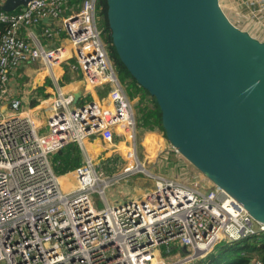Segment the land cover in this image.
I'll use <instances>...</instances> for the list:
<instances>
[{
    "label": "built area",
    "instance_id": "2783aa9c",
    "mask_svg": "<svg viewBox=\"0 0 264 264\" xmlns=\"http://www.w3.org/2000/svg\"><path fill=\"white\" fill-rule=\"evenodd\" d=\"M228 1L232 13L264 28V0ZM98 2L32 0L17 11H0V23L7 26L0 36V264H193L223 243L264 233V224L215 185L149 171L156 181L152 190L124 203L108 201L106 191L118 178L146 170L139 168L135 106L98 26ZM71 61V73L80 74L86 87L106 89V99L88 101L84 93L75 103V92L60 86L55 72L58 66L67 70ZM37 62L53 74L56 96L33 108L12 98L8 111L3 109L12 73ZM116 135L133 143L130 164L109 178L89 144L100 139L114 145ZM70 143L82 150L83 161L60 176L53 157ZM251 264L264 262L256 256Z\"/></svg>",
    "mask_w": 264,
    "mask_h": 264
},
{
    "label": "water",
    "instance_id": "95a60500",
    "mask_svg": "<svg viewBox=\"0 0 264 264\" xmlns=\"http://www.w3.org/2000/svg\"><path fill=\"white\" fill-rule=\"evenodd\" d=\"M30 1L6 0L0 11ZM106 3L112 44L156 99L168 143L264 224V42L237 27L220 0ZM84 92L80 81L75 103Z\"/></svg>",
    "mask_w": 264,
    "mask_h": 264
},
{
    "label": "crops",
    "instance_id": "0c3cea01",
    "mask_svg": "<svg viewBox=\"0 0 264 264\" xmlns=\"http://www.w3.org/2000/svg\"><path fill=\"white\" fill-rule=\"evenodd\" d=\"M3 1L5 2L6 0H3ZM220 1H221L223 8H225L227 11L226 12L227 16L237 27H239L241 30L247 31L250 35H252L256 39L264 42V28L263 27L259 26L257 22L249 21L248 18L242 17V15L239 12L232 13L231 10L228 9L231 5V3L228 0H220ZM58 24H61V21L55 22V25H58ZM40 32H41V28L35 29L36 34H39ZM62 43L66 45L67 44L66 39L63 38ZM65 67L63 68L61 66H58L55 68L56 74L59 75L60 86L66 89H70L73 92H76L78 90L79 82L82 81L85 87L84 93H87L91 101L100 100L101 97L102 99H106L108 97L107 92L103 94L101 93L102 89H94L89 86L86 87L85 81L82 80V77L80 74L78 75V73L69 72V75H67ZM66 77H69V80H66ZM65 81H68V82L65 83ZM64 83L67 87L63 86ZM9 85L11 89V96L7 100V102H5V105L3 106V109H5L6 111H8V107H9L8 101L12 98L22 99L24 108H33L34 107L32 106L33 101L37 102L38 105H40L44 101L52 100L56 96V93H57V83L55 81L53 74L50 73L41 62H37V63L30 64V65H23L16 71H14L11 75ZM43 95H46V98H44ZM138 131L142 132V134L138 135V137H140L138 144L142 150L141 153H165L163 155H160L159 157L161 160L160 168L162 169L163 172H165L167 168L169 171H172V170L174 171V169H172L171 167L172 161L168 155L169 153H178V152L171 151V146L168 143V141L164 138V136L162 135V132L158 130L147 131L141 128H138ZM96 141L97 140H95L94 142ZM128 144L129 143H125L121 141V139H119L118 136L116 135V140H115L114 145H106L102 141V145L96 149H92L89 146V151H91L90 153H122L121 150L125 151L126 148H129ZM126 152L128 153L129 151L126 150ZM154 157L155 155L151 159H153ZM153 164H156V161H154ZM152 169H155V168H152ZM157 173H159V171ZM169 177H173V176L169 175ZM177 178H179L180 181H185L187 179L182 174V172L179 174ZM144 190H146V188L143 189L142 187V189L138 191L137 194L139 196L144 195V193H142ZM219 246H217L214 249L213 253L216 252ZM208 256H206L203 259L197 260L196 263L198 262L197 264H208V263H202L203 261L207 260ZM256 256L258 255H255V257ZM234 257H236L235 254H234Z\"/></svg>",
    "mask_w": 264,
    "mask_h": 264
},
{
    "label": "trees",
    "instance_id": "16d2710c",
    "mask_svg": "<svg viewBox=\"0 0 264 264\" xmlns=\"http://www.w3.org/2000/svg\"><path fill=\"white\" fill-rule=\"evenodd\" d=\"M98 12L100 16L105 19V30L109 32V36L105 38V42L108 45V52L111 61L113 62L117 76L121 84L126 85V91L131 100L139 99L138 101V111L141 116L138 119L137 115V126L138 128L147 131H162L165 133L162 126V115L159 105L154 97H152L144 88H142L138 83L132 78L126 67L122 64L119 56L112 44L110 37V31L107 23V3L106 0H99L98 2ZM19 10V9H18ZM7 26L0 23V36L6 31ZM66 80H69L66 77ZM46 98V95H43ZM148 103L147 105H143ZM152 103V106H151ZM38 105L37 102H32V106ZM125 150H128L126 148ZM115 159H113L114 161ZM83 161V153L81 152L78 145L70 143L63 150H61L54 157V170L58 175H65L76 168H78ZM234 254L236 257H234ZM255 255L261 256L264 262V233L233 243V244H223L219 246L215 253H211L207 260L202 263L208 264H251Z\"/></svg>",
    "mask_w": 264,
    "mask_h": 264
},
{
    "label": "rangeland",
    "instance_id": "374dc122",
    "mask_svg": "<svg viewBox=\"0 0 264 264\" xmlns=\"http://www.w3.org/2000/svg\"><path fill=\"white\" fill-rule=\"evenodd\" d=\"M105 19L100 16L99 12L97 11V22L98 26L100 29L103 30V38H107L109 36V32L104 31L105 30ZM106 41V40H105ZM74 68V62H70L69 68L66 70V74L69 75V72H71V69ZM59 71V70H58ZM69 78V77H68ZM71 78V77H70ZM68 81H65L67 83ZM64 83L63 86H66ZM124 88H126V85H123ZM67 87V86H66ZM71 88V87H70ZM68 90V89H67ZM102 94L106 93V89L101 90ZM102 96V95H101ZM102 99V97L100 98ZM90 101V99H88ZM138 101L139 99L136 97V99L133 100L134 103V108H135V114L137 115L138 119H142L141 116L139 115L138 111ZM148 103H144L143 105H147ZM152 106V103H151ZM137 119V120H138ZM162 132V131H161ZM142 134L141 131H138V135ZM162 135L164 138L167 140L165 133L162 132ZM140 139V137H138ZM143 140V139H142ZM132 144H128V151L130 149ZM171 146V145H170ZM122 153H90L92 158L95 159L96 163L98 164L99 168L101 169L100 171L104 173L106 177L113 178L119 176L126 167L129 166L130 162L129 159H126L128 156V153L123 150H121ZM139 152H137V156L140 160L142 166H145L151 174L153 175H162V176H168L172 175L173 177L171 178H177L179 174L182 172V174L187 178L184 182L190 183V184H195L198 183L201 187H206V186H211L213 183L203 174L201 173L198 169H196L189 161H187L181 154L179 153H169V158L172 161L171 167L174 169V171H169L168 168L166 169L165 172L162 171L160 168V155H163L165 153H141L142 150L139 146L138 149ZM171 151L172 146H171ZM176 150H174L175 152ZM57 155V154H56ZM55 155V156H56ZM155 157L151 159L153 156ZM54 156V157H55ZM53 157V160H54ZM129 158V157H128ZM113 159H115L113 161ZM156 161V164H153V162ZM102 166V167H100ZM178 167V169H177ZM155 168V169H152ZM159 171V173L157 172ZM176 172V174H175ZM118 178V177H117ZM123 177L118 178L117 183H113L109 189L106 191V196L108 201L110 203L114 204L117 202L124 203L128 200L134 199V198H140L142 195H138L137 192L140 191L143 187V189L146 188L142 193L149 192L152 190L155 186V179L154 178H149V175L146 172H139L138 174H133L131 176L126 177L125 179H122ZM179 180V178H177ZM180 181V180H179ZM64 183V181H63ZM65 184V183H64ZM94 198L98 201V205L100 207L104 206L103 200L100 198L99 195H94ZM223 245V244H222ZM173 246H178L177 242L173 244ZM160 252L165 256L170 258L169 255L165 253V247H161ZM214 250L211 252L213 253ZM198 263V262H197ZM196 261L193 264H197Z\"/></svg>",
    "mask_w": 264,
    "mask_h": 264
},
{
    "label": "bare ground",
    "instance_id": "6f19581e",
    "mask_svg": "<svg viewBox=\"0 0 264 264\" xmlns=\"http://www.w3.org/2000/svg\"><path fill=\"white\" fill-rule=\"evenodd\" d=\"M139 168H140V170H146L145 172H148V170L146 168H144V166H142L141 164H140Z\"/></svg>",
    "mask_w": 264,
    "mask_h": 264
}]
</instances>
